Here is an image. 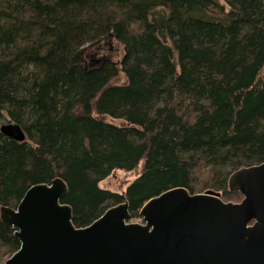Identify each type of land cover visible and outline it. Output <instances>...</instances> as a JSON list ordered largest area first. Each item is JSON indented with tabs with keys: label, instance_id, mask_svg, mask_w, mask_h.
Returning a JSON list of instances; mask_svg holds the SVG:
<instances>
[{
	"label": "trees",
	"instance_id": "16d2710c",
	"mask_svg": "<svg viewBox=\"0 0 264 264\" xmlns=\"http://www.w3.org/2000/svg\"><path fill=\"white\" fill-rule=\"evenodd\" d=\"M224 2L0 0V119L26 135L0 133V207L55 177L75 227L125 201L141 222L175 187L240 201L230 175L264 162V0ZM109 38L119 61L86 55ZM139 164L123 193L99 187ZM19 246L0 221V264Z\"/></svg>",
	"mask_w": 264,
	"mask_h": 264
},
{
	"label": "water",
	"instance_id": "95a60500",
	"mask_svg": "<svg viewBox=\"0 0 264 264\" xmlns=\"http://www.w3.org/2000/svg\"><path fill=\"white\" fill-rule=\"evenodd\" d=\"M0 133L26 138L13 122ZM228 185L240 201L175 187L141 206V222L129 221L125 201L85 227L73 225L60 177L32 185L16 206L0 207L20 242L3 264H264V162L234 171Z\"/></svg>",
	"mask_w": 264,
	"mask_h": 264
},
{
	"label": "rangeland",
	"instance_id": "374dc122",
	"mask_svg": "<svg viewBox=\"0 0 264 264\" xmlns=\"http://www.w3.org/2000/svg\"><path fill=\"white\" fill-rule=\"evenodd\" d=\"M217 1L221 5L226 7L224 0H217ZM85 53L86 55L95 54L99 58L107 56L111 58L113 61H119L124 54V47L120 42H118L114 38H109V40L106 43L100 45V48H97V50L96 48H87ZM112 83L116 85L124 84L125 83L124 75L120 74L116 79L112 81ZM106 121L113 123L115 125H120V126L124 125V120L121 119L106 117ZM7 122H9V120L0 119V125ZM140 170H141V164H139L138 167L132 171L115 169L107 178L99 182V187L115 193H123L126 187L138 176Z\"/></svg>",
	"mask_w": 264,
	"mask_h": 264
}]
</instances>
